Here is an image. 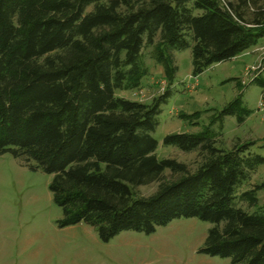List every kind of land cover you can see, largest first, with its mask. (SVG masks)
Here are the masks:
<instances>
[{"label":"trees","instance_id":"1","mask_svg":"<svg viewBox=\"0 0 264 264\" xmlns=\"http://www.w3.org/2000/svg\"><path fill=\"white\" fill-rule=\"evenodd\" d=\"M263 38L264 0H0V157L50 176L58 228L82 223L107 243L197 219L211 225L198 254L264 264V215L239 206L255 208L264 182L236 192L264 167L252 152L264 140L217 146L225 117L241 124L250 115L240 95L199 132L162 137L194 153V169L158 159L153 137L177 71L173 53L189 50L197 77ZM150 47L168 86L149 103L119 96L141 86ZM199 117L179 115L192 127ZM150 184L152 194H135Z\"/></svg>","mask_w":264,"mask_h":264},{"label":"rangeland","instance_id":"2","mask_svg":"<svg viewBox=\"0 0 264 264\" xmlns=\"http://www.w3.org/2000/svg\"><path fill=\"white\" fill-rule=\"evenodd\" d=\"M257 46L258 60L254 55L234 59L213 65L197 77L191 75L187 51L174 56L173 65L177 71L169 85L171 96L161 107L153 132L158 143V159L172 158L194 169L196 155L162 146V137L199 132L213 114L220 112L237 95L250 115L241 124L234 117H225L217 146L229 149L236 143L264 140V87L253 82L257 77L264 84V38ZM141 61L147 71L141 86L117 94L149 103L168 83L155 62L152 47L143 50ZM251 64L253 67L245 69ZM195 112L200 113L196 127L179 119L181 113L191 115ZM213 128L219 132L217 124ZM252 152L264 156V149L258 146H254ZM49 181L48 175L15 166L9 155L0 157V264H230L228 259L197 253L211 228L210 224L197 219L173 220L150 235L122 232L107 243L100 242L95 231L82 223L60 229L56 222L62 218V212L52 201ZM262 182L264 167L256 170L236 192L239 195ZM155 189L156 184H150L135 189V194L146 197ZM256 199L255 208H247L245 202H240L239 206L264 215V190L256 193Z\"/></svg>","mask_w":264,"mask_h":264},{"label":"crops","instance_id":"3","mask_svg":"<svg viewBox=\"0 0 264 264\" xmlns=\"http://www.w3.org/2000/svg\"><path fill=\"white\" fill-rule=\"evenodd\" d=\"M261 45V44H260ZM259 45V46H260ZM257 49H258V46H256L255 48H253V49H251L250 51H248V52H246L245 54H243V55H241V56H239V57H237V58H235V60L236 59H241V58H245V57H247V56H251V55H254L255 56V60H258V53H257ZM187 52L189 53V55H190V52H189V50H187ZM180 54H182V53H173V55H172V59L174 60V56L176 57V56H178V55H180ZM234 60V59H233ZM247 67H253L252 66V64L251 65H248V66H246L245 67V69L247 68ZM2 157V156H1ZM14 164H15V166H18L20 169H23L24 167H22L19 163H18V161L17 160H15L14 159ZM24 169H26V168H24ZM78 225V224H77ZM70 227H74V226H68V227H65V228H60V229H69ZM117 237V236H116ZM116 237H114V238H116ZM113 238V239H114ZM116 258L119 260V257H117L116 256ZM130 258H132V257H130ZM120 260H121V257H120Z\"/></svg>","mask_w":264,"mask_h":264},{"label":"built area","instance_id":"4","mask_svg":"<svg viewBox=\"0 0 264 264\" xmlns=\"http://www.w3.org/2000/svg\"><path fill=\"white\" fill-rule=\"evenodd\" d=\"M262 52L264 53V50H262Z\"/></svg>","mask_w":264,"mask_h":264}]
</instances>
